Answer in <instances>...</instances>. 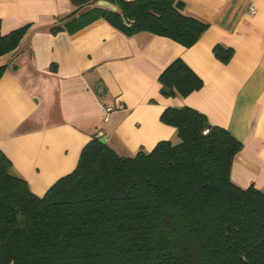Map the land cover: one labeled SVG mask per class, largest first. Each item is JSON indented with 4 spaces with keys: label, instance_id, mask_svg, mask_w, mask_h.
Returning a JSON list of instances; mask_svg holds the SVG:
<instances>
[{
    "label": "trees",
    "instance_id": "1",
    "mask_svg": "<svg viewBox=\"0 0 264 264\" xmlns=\"http://www.w3.org/2000/svg\"><path fill=\"white\" fill-rule=\"evenodd\" d=\"M70 1L74 9L51 33H73L102 18L128 36L147 31L189 47L208 27L184 12L182 0H104L116 10L101 0ZM28 28L0 32V57ZM214 50L222 59L230 54ZM9 66L0 64V78ZM158 81L164 96L202 86L181 58ZM160 120L176 129L179 142L161 140L122 156L93 136L75 168L42 196L0 150V264H264V192L230 179L241 142L189 106L167 107Z\"/></svg>",
    "mask_w": 264,
    "mask_h": 264
},
{
    "label": "crops",
    "instance_id": "2",
    "mask_svg": "<svg viewBox=\"0 0 264 264\" xmlns=\"http://www.w3.org/2000/svg\"><path fill=\"white\" fill-rule=\"evenodd\" d=\"M182 1L185 13L208 24L189 47L147 31L128 36L102 18L51 33L74 9L70 0H0L2 34L29 25L18 47L0 57L10 63L0 78V150L34 194L71 172L98 133L122 156L179 142L160 114L183 106L241 142L230 179L264 192V0ZM216 46L230 50L227 59ZM176 58L202 86L164 96L158 76ZM104 106L115 107L106 118Z\"/></svg>",
    "mask_w": 264,
    "mask_h": 264
},
{
    "label": "water",
    "instance_id": "3",
    "mask_svg": "<svg viewBox=\"0 0 264 264\" xmlns=\"http://www.w3.org/2000/svg\"><path fill=\"white\" fill-rule=\"evenodd\" d=\"M98 3H99V5H101V6H105V7H107V8L112 9V10H116V7H115L113 4H111V3L107 2V1L101 0V1H99ZM124 23H125V22H124ZM97 137H99V140H100L102 143H105V142H106L105 137L102 136L100 133L97 134Z\"/></svg>",
    "mask_w": 264,
    "mask_h": 264
},
{
    "label": "built area",
    "instance_id": "4",
    "mask_svg": "<svg viewBox=\"0 0 264 264\" xmlns=\"http://www.w3.org/2000/svg\"><path fill=\"white\" fill-rule=\"evenodd\" d=\"M249 13H251V14H254L255 13V8L253 6L250 7ZM113 110H115V107H113V106H104L103 107V110H102L103 111V114H104V117L106 118V116L110 112H112Z\"/></svg>",
    "mask_w": 264,
    "mask_h": 264
}]
</instances>
